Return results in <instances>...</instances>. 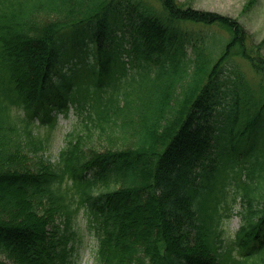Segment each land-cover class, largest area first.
I'll return each mask as SVG.
<instances>
[{"label":"trees","instance_id":"obj_1","mask_svg":"<svg viewBox=\"0 0 264 264\" xmlns=\"http://www.w3.org/2000/svg\"><path fill=\"white\" fill-rule=\"evenodd\" d=\"M70 102L52 160L31 119ZM81 211L98 264H264V38L180 0H0V264H69Z\"/></svg>","mask_w":264,"mask_h":264},{"label":"rangeland","instance_id":"obj_2","mask_svg":"<svg viewBox=\"0 0 264 264\" xmlns=\"http://www.w3.org/2000/svg\"><path fill=\"white\" fill-rule=\"evenodd\" d=\"M181 2L191 3L193 7L206 11H214L222 13L226 16L236 19L241 23L249 34L252 40L259 42L264 38V0H180ZM225 34V33H224ZM222 36V34H219ZM70 46V45H69ZM90 52V51H89ZM88 59H92V52L88 54ZM242 67L247 71L249 78H254V72L250 65L245 61L242 62ZM23 114V111H21ZM49 115H46L48 117ZM59 124L52 128L51 145L49 153L54 156L58 155V151L63 145V140L66 134L71 131V128L78 122L77 114L70 111V115L65 117L59 115ZM34 127L37 131L43 134L49 129V124L42 123L39 119H33ZM95 146L104 147L105 144L98 143ZM239 216L234 215L228 222L230 233L235 231L240 225ZM78 225L81 234V240L77 243L73 261L70 264H97L95 260L96 245L91 231L87 230L85 215L81 214L78 217Z\"/></svg>","mask_w":264,"mask_h":264}]
</instances>
